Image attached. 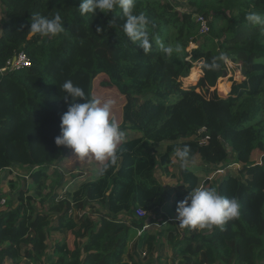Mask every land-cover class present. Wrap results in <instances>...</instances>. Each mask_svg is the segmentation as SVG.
Instances as JSON below:
<instances>
[{
  "label": "trees",
  "instance_id": "trees-1",
  "mask_svg": "<svg viewBox=\"0 0 264 264\" xmlns=\"http://www.w3.org/2000/svg\"><path fill=\"white\" fill-rule=\"evenodd\" d=\"M80 3L0 0V70L21 52L31 62L30 68L0 73V185L13 169L29 178L17 205L13 199L0 211V264L4 258L7 264H140L139 251L158 246L176 228L185 237L173 244L170 264H264V25L245 18L252 11L264 15V0H136V14L150 20L147 53L128 41L119 10H97L87 20L79 16ZM57 11L64 33L41 37L28 31L34 14ZM196 15L207 19L208 34L199 35ZM112 19L117 25L109 28ZM161 44L179 51L167 55ZM222 53L239 65L244 80L230 86L223 61L215 70L203 68ZM98 76L106 77L102 87L124 99L121 131L141 136L123 140L116 166L65 192L68 200L59 202L57 166L72 151L54 143L67 110L62 85L71 80L93 99ZM186 78L189 88L182 86ZM216 84L220 94L230 87L227 97L210 91ZM164 143L165 153L157 154L156 145ZM186 146L190 163L182 169L176 151ZM255 152L261 153L258 162L251 159ZM195 157L198 170L191 168ZM229 165L241 167L238 176L208 178ZM160 170L174 179L171 189L157 180ZM197 187L237 198L239 218L223 231H190L178 222L158 230L175 220L177 202ZM35 203L45 211L35 210ZM137 210L145 216L137 217ZM53 232L63 239L52 246Z\"/></svg>",
  "mask_w": 264,
  "mask_h": 264
},
{
  "label": "clouds",
  "instance_id": "clouds-1",
  "mask_svg": "<svg viewBox=\"0 0 264 264\" xmlns=\"http://www.w3.org/2000/svg\"><path fill=\"white\" fill-rule=\"evenodd\" d=\"M136 0H81L78 7L79 16L89 19L99 12L108 14L119 10L124 18L120 25L122 31L132 44L138 45L145 53L152 47L149 36V18L135 12ZM246 20L252 26L264 25V15L252 11L246 14ZM29 30L33 35L41 37H55L66 31L64 21L59 11L55 15L46 16L39 13L30 18ZM115 19L108 21V27L113 28ZM97 33L102 29L97 27ZM163 52L171 55L174 51L171 46L161 44ZM229 57L221 54L214 57L211 63L205 61L203 68L215 70L219 67L217 61L227 62ZM63 100L67 110L62 114L59 124V135L54 138L57 147L70 148L75 157L81 160L94 159L100 164L99 176L113 166L121 158L118 145L125 139L124 133L112 117L113 102L111 100L88 99L85 91L75 86L71 80L62 85ZM190 149L186 146L177 149L176 156L180 167L187 168L190 163ZM241 205L237 198L220 195L214 189L197 187L189 191L185 198L177 202L176 220L182 228L188 230H225L228 222L239 218Z\"/></svg>",
  "mask_w": 264,
  "mask_h": 264
},
{
  "label": "rangeland",
  "instance_id": "rangeland-1",
  "mask_svg": "<svg viewBox=\"0 0 264 264\" xmlns=\"http://www.w3.org/2000/svg\"><path fill=\"white\" fill-rule=\"evenodd\" d=\"M4 17V10L3 7L0 5V19ZM194 48L193 45H190L189 49L191 50ZM194 67L200 68V65H196ZM236 70L233 71L232 76H229V73L226 71L224 72L223 77L224 78H229L228 83L231 86V81H242L244 78L241 76V73L235 74ZM240 72V70H239ZM201 75V74H200ZM106 80V77L104 76H98L95 81H94V86H93V99H101V101L105 100H111L113 102V107H112V117L114 118L115 122L117 125L120 127V124L122 122V108L124 106V99L121 97L116 90L112 88H104L101 86V83ZM190 82L186 79H182V86L184 88H189ZM218 84V83H217ZM216 84V89L213 88L210 91H215L219 96L221 97H227V92L230 90V87L226 85L224 86L223 89L226 92L225 94H220L218 92ZM199 93V90H197ZM229 93V92H228ZM125 139H131V138H137L140 137L141 135L138 132L135 131H125L123 132ZM166 150V143L156 145V152L157 154H164ZM261 153L255 152L252 154L251 159L254 160L255 162H258L260 159ZM200 164V159L199 157H195L193 161L191 162V168L194 170H198V165ZM241 169L240 166L238 165H229L227 168L224 169V171H220L217 173H210L208 174V178L210 180L214 179H219L225 174H230L232 176H238V171ZM57 170L61 172L62 174V180L60 181L62 186V191L60 194V198L58 199L60 201L68 200L65 196V192H73L76 190V188L84 181L89 180L91 178H94L95 176L98 175L99 171V163L96 162L94 159L88 158L81 160L78 157L74 156L73 151L68 152L63 161L57 166ZM15 172L16 174H14ZM14 174V175H13ZM25 173L22 170H17L13 169L12 170V175H10L3 183L2 186L0 185V194L5 196L6 204L5 207L9 202L12 203L13 199V206L17 205V195L19 191L22 189L23 184L27 187L28 186V176L24 175ZM164 173L160 170L157 172L155 175L157 180H160L164 186L169 187L170 189L176 184L174 179L172 178H166L164 177ZM24 177L26 181L22 182L20 178ZM9 183H12L14 185L13 189L11 190L9 187ZM50 181H47L46 185L50 186ZM49 192V189H45L43 194L46 195ZM31 194V193H28ZM34 208L37 211H42L44 212L45 209L41 207L40 204L35 203ZM88 211V209H87ZM81 212H74V217L79 215ZM82 215V214H80ZM137 216V214H136ZM96 218L97 216H93ZM138 217V216H137ZM56 215L53 217L54 223L53 225H57V221H55ZM175 222H178L175 218V220H170V224L168 225L167 223H163L159 226H157L158 230H161L162 228L165 227H170L171 224H176ZM176 228V227H175ZM205 231V230H203ZM185 237V234L182 229L176 228L174 231H172V234L169 236L167 233L163 235V237L160 238L159 245L154 247L151 250H143L139 251L138 253V258L140 261V264H170L172 262V254L174 252V245L176 244L179 240H182ZM63 239V235L58 232H53L48 239V243L53 246L55 242L61 241ZM131 246V245H130ZM130 251V250H129ZM126 259V257H125ZM4 263H7V260L4 258L3 259Z\"/></svg>",
  "mask_w": 264,
  "mask_h": 264
},
{
  "label": "built area",
  "instance_id": "built-area-1",
  "mask_svg": "<svg viewBox=\"0 0 264 264\" xmlns=\"http://www.w3.org/2000/svg\"><path fill=\"white\" fill-rule=\"evenodd\" d=\"M195 20L199 26V29H198L199 35L208 34L209 33V26H208L207 19L201 15H196ZM30 67H31V62H30L29 58L24 53L21 52V53L17 54L12 60H9L6 63V66L0 70V73L3 74L5 72H13V71H17V70L27 69ZM225 67H226L225 72L227 71L229 73L230 77L232 76V73L235 70H236L235 74L240 73L239 72V70H240L239 65L234 64L229 60L227 62H225ZM206 139H208V138L205 137L201 143H203ZM13 173L16 174L15 172H13ZM1 175H2V172L0 171V176ZM5 204H6L5 198H0V211L2 210V208L5 207ZM136 214L139 218H143L145 216V213L141 210H137ZM138 235H140V232H138Z\"/></svg>",
  "mask_w": 264,
  "mask_h": 264
},
{
  "label": "bare ground",
  "instance_id": "bare-ground-1",
  "mask_svg": "<svg viewBox=\"0 0 264 264\" xmlns=\"http://www.w3.org/2000/svg\"><path fill=\"white\" fill-rule=\"evenodd\" d=\"M229 92V91H228ZM228 92H227V94H228ZM226 95V94H225Z\"/></svg>",
  "mask_w": 264,
  "mask_h": 264
},
{
  "label": "crops",
  "instance_id": "crops-1",
  "mask_svg": "<svg viewBox=\"0 0 264 264\" xmlns=\"http://www.w3.org/2000/svg\"><path fill=\"white\" fill-rule=\"evenodd\" d=\"M238 82H240V81H238ZM5 264H7V263H5Z\"/></svg>",
  "mask_w": 264,
  "mask_h": 264
}]
</instances>
